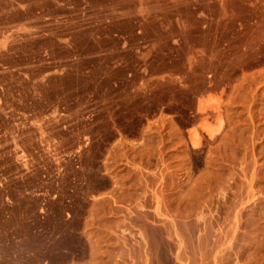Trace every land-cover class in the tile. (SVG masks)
Instances as JSON below:
<instances>
[{"label": "rangeland", "instance_id": "1", "mask_svg": "<svg viewBox=\"0 0 264 264\" xmlns=\"http://www.w3.org/2000/svg\"><path fill=\"white\" fill-rule=\"evenodd\" d=\"M0 264H264V0H0Z\"/></svg>", "mask_w": 264, "mask_h": 264}]
</instances>
